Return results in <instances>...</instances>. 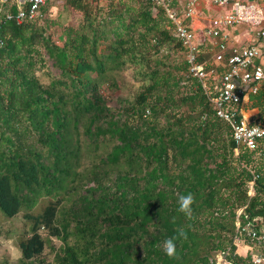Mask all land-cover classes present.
I'll return each instance as SVG.
<instances>
[{
  "label": "trees",
  "instance_id": "obj_1",
  "mask_svg": "<svg viewBox=\"0 0 264 264\" xmlns=\"http://www.w3.org/2000/svg\"><path fill=\"white\" fill-rule=\"evenodd\" d=\"M19 10L0 0V215L21 223L17 264L48 247L49 264H209L236 230H264V139L235 152L164 8L48 0L17 23ZM249 102L262 109L264 90Z\"/></svg>",
  "mask_w": 264,
  "mask_h": 264
},
{
  "label": "built area",
  "instance_id": "obj_2",
  "mask_svg": "<svg viewBox=\"0 0 264 264\" xmlns=\"http://www.w3.org/2000/svg\"><path fill=\"white\" fill-rule=\"evenodd\" d=\"M7 1L19 6L16 21L20 23L25 16L36 18L39 8L48 0H2ZM151 1L164 8L173 23V36L184 49L189 76L200 84L205 94L214 93L211 107L215 116L230 127L235 152L257 150L264 139V119L252 122L242 110L251 97L264 90V0H184L180 12L170 8L169 0ZM199 3L217 8L222 14L210 17L197 36L194 23L199 18L196 11ZM183 20L190 22L184 25ZM240 27L248 33L242 45L232 35ZM240 239L248 244L247 261L241 264H264V230L255 231L247 224L236 230L235 241ZM219 253L210 264H237L235 252Z\"/></svg>",
  "mask_w": 264,
  "mask_h": 264
},
{
  "label": "rangeland",
  "instance_id": "obj_3",
  "mask_svg": "<svg viewBox=\"0 0 264 264\" xmlns=\"http://www.w3.org/2000/svg\"><path fill=\"white\" fill-rule=\"evenodd\" d=\"M195 34L198 36L200 32H195ZM53 39L57 41L58 39V34H54ZM59 43V42H56ZM47 67L50 69L52 73H56L55 70L51 67L50 63L47 64ZM129 72V71H128ZM126 72V73H128ZM127 81L130 83L134 84L133 79L131 76L127 77ZM107 94L111 95V97H115L118 93L111 94L110 92H106ZM262 109L264 110V106H262ZM249 195H251V191H249ZM44 205V204H42ZM0 261L2 260H7L8 264H17L18 260L20 259V252L18 250V244L22 240L23 237H21V223L19 220H8L3 218L0 215ZM43 237H45L43 235ZM49 245L51 247L57 248L59 246V242L54 239L50 238L49 240ZM239 245V244H238ZM240 245L237 248V251L239 253H242L243 250L246 252L245 248L241 249L239 248ZM49 248H45L42 255L40 256L41 258H44L45 261L42 264H49L48 263V258L47 256L49 255ZM229 249H226L224 254H228ZM222 252V251H221ZM220 253H211V255L208 257V263L210 264V261H213L215 258L218 257ZM229 258L231 257V254L228 256Z\"/></svg>",
  "mask_w": 264,
  "mask_h": 264
},
{
  "label": "crops",
  "instance_id": "obj_4",
  "mask_svg": "<svg viewBox=\"0 0 264 264\" xmlns=\"http://www.w3.org/2000/svg\"><path fill=\"white\" fill-rule=\"evenodd\" d=\"M196 11L199 14V18L195 21V27H196V32H201L200 31V27L203 24H207L208 19L210 17L213 16H217V15H221L222 13L220 12L219 9L211 7L209 5H206L204 3H199L196 7ZM232 35L234 37V40L236 43H238V45H242L245 43L247 37H248V33L247 30L244 27H240V28H236L233 30ZM243 115L250 121L252 122H260L263 121L264 119V110L263 109H259L257 106H251L250 102L245 104L243 110H242ZM236 234V233H235ZM235 238V237H234ZM240 242L235 241L234 239V245L235 247V253L238 256L237 258H241L243 259V263H245V261H247V246L248 244L240 239ZM240 245L239 248L243 249L245 248L246 252L239 253L237 251L238 246Z\"/></svg>",
  "mask_w": 264,
  "mask_h": 264
},
{
  "label": "clouds",
  "instance_id": "obj_5",
  "mask_svg": "<svg viewBox=\"0 0 264 264\" xmlns=\"http://www.w3.org/2000/svg\"><path fill=\"white\" fill-rule=\"evenodd\" d=\"M194 203V196L191 193L187 195H179L178 204L179 208L178 211L185 214L186 217H191L192 215V204ZM180 236H184V230L180 229ZM176 237L168 238L163 242V251L166 256L169 258L173 257L176 254V244H175Z\"/></svg>",
  "mask_w": 264,
  "mask_h": 264
}]
</instances>
